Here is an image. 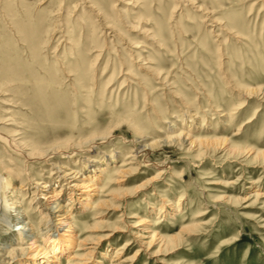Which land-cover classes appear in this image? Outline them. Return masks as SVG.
Instances as JSON below:
<instances>
[{
  "label": "rangeland",
  "instance_id": "obj_1",
  "mask_svg": "<svg viewBox=\"0 0 264 264\" xmlns=\"http://www.w3.org/2000/svg\"><path fill=\"white\" fill-rule=\"evenodd\" d=\"M0 87V114L11 111L22 141L110 134L98 149L36 164L0 141V171L35 180L11 177L36 227L47 222L41 195L61 189L56 199L73 206L84 188L72 184L107 166L87 190L99 205L70 211L72 252L112 233L93 262L109 264L129 241L123 258L139 251L130 264H264V155L254 153L264 151V0H0ZM172 124L198 144L168 140ZM141 144L153 149L125 158ZM51 164L80 176L57 182ZM150 231L179 237L148 245Z\"/></svg>",
  "mask_w": 264,
  "mask_h": 264
},
{
  "label": "bare ground",
  "instance_id": "obj_2",
  "mask_svg": "<svg viewBox=\"0 0 264 264\" xmlns=\"http://www.w3.org/2000/svg\"><path fill=\"white\" fill-rule=\"evenodd\" d=\"M99 16H100V13H99ZM102 17H103L102 19L103 21H107L108 17L106 15ZM112 26L113 24L109 23V25H106L104 28L105 29L109 28L111 29V31H114L111 28ZM104 33L107 35L106 32ZM136 44L137 43L134 42L132 46L137 48L138 45ZM99 56L100 54L97 55V57ZM138 57L140 56L138 55ZM146 69L148 72V69L150 70L152 68L150 66H147ZM127 70L128 71L125 74L131 75L130 74L131 67H128ZM161 74L162 73L160 71L158 72L156 71V75H158L156 77L160 78ZM1 89L2 87H0V91ZM120 121L122 120H119L118 123ZM0 124L11 127L5 131H1L2 129L0 130V141L2 142V145L4 143L7 145L6 147L7 152L11 153L12 155L14 154L19 155L21 158L25 160L24 162H27L29 164L31 163L36 164V163H42V162L50 163V161H52L55 158L64 159V158H69L72 155H76L79 152L84 153V152L93 151L95 149H98V145H100L99 144L100 141L101 142L105 141V139L108 138V135H110L109 132L107 131L103 133H100L99 131H97L91 134V137H89L88 139L81 138L78 140H73L71 137V138L61 140V141H58V140L53 141L49 145H46V144L39 143V142L33 143L29 141H22L21 137H17L20 134H22V132L20 133L19 130L16 129V127L18 128V124H16L14 120V115L9 110L4 109L1 112ZM117 126H120V124H117ZM173 128H177L178 130L170 131V133H173L174 135L172 134L171 136L168 133L169 136L167 137V139L173 141L179 147L183 148L185 143L189 141V137L188 136L186 138L185 136L182 137L181 134L183 133V130H185L183 129V127H180V126L176 127V124H174ZM111 132L112 130L110 131V133ZM176 132H179V133L175 134ZM139 134H141V132H139ZM138 141H141V137ZM198 141L199 140L191 139V141H189L190 142L189 144L191 145V147L196 146V144H198ZM152 149H153V145L141 144L140 150L135 151L137 152V154H131V152H128L125 155L126 156L125 158L126 159L127 158L137 159V155H139L140 152L142 151L147 152V150H152ZM253 151L251 148H249L248 150H244L243 152H246V154L247 153L249 154V153H252ZM254 153H255V158L258 157L259 155H264V151L262 152V151L255 150ZM115 157L116 155H113L112 157H109V158L107 157V159L113 160V162H115L114 161ZM91 161L97 162V159H92ZM131 161L132 160H130V162ZM9 163L11 164V162ZM75 165L76 164H73V166ZM51 166L57 169L58 173H62L59 176L61 180L58 179L57 182L64 181L70 184L69 179L72 178L73 180H75L76 176L79 175L80 173L76 171H69V172L61 171V168H64L66 170H72L68 166L63 165V164L62 165L59 164L58 166L56 164H51ZM0 167L2 169L5 168L3 165H0ZM106 167L107 166L102 168V170L101 169L98 170L95 168L93 169V173L89 174L86 178H84V180L83 178L80 179L81 183L72 184V186L84 188L83 190H81V192H79L82 199L77 201V204L73 206L71 205L70 207H65L60 203V201L56 199L55 194L60 193L61 189H58V191H56L55 194L41 195L44 200V203L42 204L43 207L42 205H40L42 209L39 207L41 214H43L41 219H46L47 222L45 226L42 224H39L37 227L35 226L33 221L29 219V216L27 214L28 210L24 209V207L22 206L20 207V204H22V201L18 202V199L16 198V196L18 195L24 198V195H25L23 193L24 191L21 190L23 187L22 184L20 186H16V182L13 180L14 178H11V177H15V180H19L20 179L19 177L20 174H18L19 171L17 173V172L10 170L9 168L8 171L9 173H11V176L9 175L8 176L10 178L5 176L0 171V231L4 235L3 239L0 238V252L3 251L4 253L6 252L8 254L7 257L0 260V264H62L61 263L62 258L66 256H67L68 264H100L102 263L103 261L101 259H98L97 262H93L91 255L98 245H103L104 241L109 240L110 236H112L113 234L109 233V234H106L105 236L97 238V241L95 243L96 246L91 247L90 249H88L87 252L81 251L84 240L82 241V239H80L77 243V248H76L77 250L72 252V248L74 245V238L77 237L75 233V231H77V228L74 222L72 221V216H71L70 211H72V209L73 211H76L77 209L76 207L78 208L81 207L82 209L77 211V213H79L87 209L91 205L93 208H96L99 205V203H96V202L92 204L90 202L91 199H89L90 197L89 194L92 192V190L97 189V187L91 183V180H99L100 177L103 175V173L104 174L106 173L107 171V169H105ZM117 172H120V170H118ZM71 175H74V176L70 177ZM79 176L77 178H79ZM20 181L22 183L27 181L25 185H32V183L35 180H33L31 176H29L26 179H20ZM43 187H48V184H44ZM89 189L91 190V192L87 191ZM75 192L76 191L72 192V194L74 195ZM88 192L90 193L88 194ZM37 193L41 194V190L36 189L34 194H37ZM255 195L257 198H260V199L264 198V191L262 192L259 191L255 193ZM68 200L69 201L67 202V205L70 204L69 202L72 203L70 195L68 197ZM161 207L158 213L162 212ZM207 212L208 211H205L203 214L205 215ZM174 213H175V210L171 212L167 210L166 214L173 215ZM198 216H201V215H198ZM12 222H16V224H18V226L15 227V229H14L15 223H12ZM112 232H116V230H113ZM150 232H152V234L150 235L151 240L149 241L148 245H150L152 242L156 240H159V243L163 245L179 237V233H176L174 235L172 234L171 236H165V235H161L157 231H150ZM130 246H131V243L129 241H126L125 244L118 247V249H116V253L114 257L112 258L109 264H127L129 262H133L134 259L138 256L139 251H136L135 254L129 259L128 257L123 258L125 252L128 251ZM104 253H107V252H104ZM103 255L105 259L108 257L106 254H103Z\"/></svg>",
  "mask_w": 264,
  "mask_h": 264
}]
</instances>
